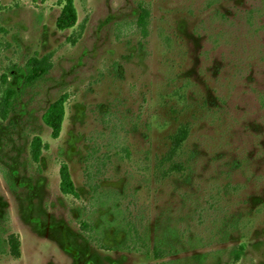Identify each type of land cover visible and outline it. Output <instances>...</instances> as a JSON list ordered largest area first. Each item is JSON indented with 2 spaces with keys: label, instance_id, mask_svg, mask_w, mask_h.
Segmentation results:
<instances>
[{
  "label": "rangeland",
  "instance_id": "1",
  "mask_svg": "<svg viewBox=\"0 0 264 264\" xmlns=\"http://www.w3.org/2000/svg\"><path fill=\"white\" fill-rule=\"evenodd\" d=\"M74 3L61 31L64 0H0V82L51 66L0 118V264H63L64 232L97 264H264V0Z\"/></svg>",
  "mask_w": 264,
  "mask_h": 264
},
{
  "label": "trees",
  "instance_id": "2",
  "mask_svg": "<svg viewBox=\"0 0 264 264\" xmlns=\"http://www.w3.org/2000/svg\"><path fill=\"white\" fill-rule=\"evenodd\" d=\"M47 1V0H42ZM146 15H142L139 18L138 24L140 26H145ZM78 23V14L75 7L74 0H64V5L61 10V14L57 20V27L61 31H66L74 28ZM50 64L47 60H38V59H31L25 71V77L22 80L21 90L18 87L13 86L9 82L8 75H3L1 77L0 82V117L3 120H7L9 116L15 109L18 99L22 91L25 88L33 86L39 80L43 79L49 72ZM64 118V98L60 101L52 104L49 109L47 110L44 121L45 124L52 130L53 136L58 137L61 129L62 123ZM186 134H180L176 138H174L172 143V149L169 152L168 156L162 161L163 164L170 163L174 159V157L178 154V151L181 149V146L185 140ZM35 146L40 145L41 141L39 139L36 140L34 143ZM162 166V165H161ZM62 178V189L64 192L69 194H74L75 189L73 183L71 181L70 175L68 171L64 168L61 172ZM13 252L20 254L18 246L11 247ZM235 255L237 258H240L244 255V249L239 248L236 250ZM154 256L156 259H161L164 254L162 251L157 248L154 251Z\"/></svg>",
  "mask_w": 264,
  "mask_h": 264
},
{
  "label": "flooded vegetation",
  "instance_id": "3",
  "mask_svg": "<svg viewBox=\"0 0 264 264\" xmlns=\"http://www.w3.org/2000/svg\"><path fill=\"white\" fill-rule=\"evenodd\" d=\"M34 143L35 142L33 141L32 145H31L32 160L34 162H39L41 155H42V147L40 145L35 146ZM14 188H15V185L11 187L12 190H14ZM36 223H39V222L37 221ZM48 227H50V225H48ZM63 238H64V240H63L64 246H68V247L66 249H64V253H65L64 255L62 253H60L62 259H64L62 262L60 261V263L69 264L68 263V260H69L70 264H97V262L94 261V259L92 258L93 256H92L91 252L89 250H81L79 248H76L73 245V243L70 241L69 236H67L66 232L63 233ZM134 242L135 241H126L124 248H117L116 250H112L111 253H113V252L127 253L129 250L134 249V247L132 246V245H135ZM99 249L101 251H103L105 248H99ZM59 258H60V256H59ZM104 264H118V262H115V261L109 259V261L107 263L104 262Z\"/></svg>",
  "mask_w": 264,
  "mask_h": 264
}]
</instances>
